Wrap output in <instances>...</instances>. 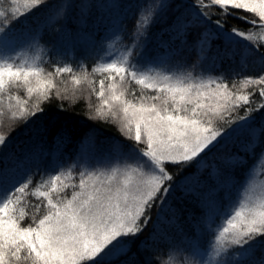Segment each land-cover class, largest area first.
I'll return each mask as SVG.
<instances>
[{
	"label": "snow or ice",
	"instance_id": "6c2138e0",
	"mask_svg": "<svg viewBox=\"0 0 264 264\" xmlns=\"http://www.w3.org/2000/svg\"><path fill=\"white\" fill-rule=\"evenodd\" d=\"M47 3L0 0V128L14 131L17 121L26 124L53 98L72 104L83 98L89 110L94 108L91 119L117 123L135 146L115 163L78 174L72 168L40 173L0 166V264H114L121 258H126L122 264H152L132 256L156 242L154 225L147 239H139L152 224L153 209L174 190L195 196L204 174L189 180L195 174L191 169L199 170L226 136L242 133L246 139L205 170L211 181L242 164L245 156H255L264 143V71L237 72L229 81L170 73L162 70L164 61L144 58L149 29L169 7L163 2L141 4L131 43H109L91 71L83 63H55L47 70L41 31L63 18L66 6L53 5L36 29L13 27ZM228 18L247 27L225 30ZM168 28L170 39L189 45L198 60L207 58L219 40L224 47L216 49L217 59H233L239 45L241 65L255 54L264 65V0H193ZM166 43L161 40L160 46ZM60 108L65 110L63 104ZM9 135L0 131V150ZM7 159L0 157V162ZM260 160L264 150L256 163ZM180 172L186 174L177 180ZM205 227L211 233L207 245L190 246L182 260L161 257V264H264V254L257 255L264 253V188L258 192L249 186L219 224Z\"/></svg>",
	"mask_w": 264,
	"mask_h": 264
},
{
	"label": "trees",
	"instance_id": "16d2710c",
	"mask_svg": "<svg viewBox=\"0 0 264 264\" xmlns=\"http://www.w3.org/2000/svg\"><path fill=\"white\" fill-rule=\"evenodd\" d=\"M109 1L111 0H48L46 5L33 10L25 17H20L13 23V27L24 28L26 26L28 30L36 29L45 24L48 9L53 5L64 4L66 6L64 17L53 25L44 27L41 31V43L46 46L45 68L52 70L55 63H68L73 66L83 63L91 71L97 60L104 55L109 43L115 42L118 45L131 43V34L140 11L139 6L149 2V0H115L109 3ZM162 1L155 0V3ZM165 3L169 5L168 9L160 13L156 23L149 29L147 43L142 50L144 58L155 57L158 62L175 60L176 64L166 68L167 70L162 69L170 73L187 76V73L191 72L193 76L204 78L225 76L229 78V81L237 72L241 75H257L264 71V65L259 63V54L248 56L245 64L241 65L242 49L239 45L235 46L237 54L233 59H217L216 49L224 47L223 42L219 40L213 42L212 51L207 58L198 60L196 52L189 45L181 44L179 39H170L173 34L168 28L176 16L184 12L193 0H166ZM3 7L6 8L7 5ZM187 18L191 19L190 16ZM216 18L217 16H213V20ZM115 26L122 30L120 39L105 38L104 33ZM233 26L241 29L247 27L239 20L228 18L225 30L230 31ZM209 27L218 31L214 24H210ZM161 40L167 42L165 47L160 46ZM189 41H191V36ZM170 50H172L171 56L167 59L164 53H170ZM260 51L264 52V48ZM67 77L65 76L64 79ZM96 79L98 80L99 77ZM19 94L24 95L21 91ZM83 95L86 96L87 92ZM90 102L93 105L97 103L95 96L91 97ZM61 104L65 109L63 112H61ZM42 107L44 112L30 118L26 124L24 121H17L14 131L8 127L0 128V131L4 133L10 132L6 146L0 150V157L7 156L9 159L0 162V166L3 164L10 166L18 162L14 161L17 158L24 166L34 167L33 172L37 169L40 173L53 171L51 162L55 160L60 163L59 167L70 168L88 137L92 138L102 156L106 154L105 149L111 147L118 146V149L127 153L135 146L134 141L126 139L120 132L117 123L91 119L90 117L94 116V108L89 110L83 98L74 104L67 100L59 101L53 98ZM242 112V109L239 110V114ZM221 126L227 127L226 125ZM229 132H231L230 129ZM245 139L242 133H232L231 139L226 136L216 148L208 153L206 162L202 163L205 166L204 169L200 170L199 167V170L191 169L195 174L190 176L189 180H195L202 173L206 174L205 170L212 165L213 161L226 151L238 148ZM262 150H264V143L256 149L255 156H245L242 164L231 168L214 181L209 180L206 174L195 196H184L178 190H174L161 207L153 209L152 224L139 237L140 240L147 239L154 225L157 233L155 244L151 245L147 251L133 255L132 258L140 261L150 260L152 264H161V257L164 260H167L169 256H174L176 259L185 258L189 255L190 246L207 245L211 233L203 223L205 219L207 221L210 219L213 227L219 224L220 216L231 206L227 203L236 200V193L248 180H253L259 187L264 188V160L256 163ZM80 168H75L76 170L73 168L74 174L79 172ZM185 174L186 172H180L176 177L177 180ZM35 179H39V174ZM70 191L69 189V194ZM227 197L229 200H226ZM211 208L214 209L213 212ZM28 222L25 220L24 223ZM135 252L134 246L133 253ZM261 254L264 253L258 250L257 255ZM125 259L121 258L114 264H122Z\"/></svg>",
	"mask_w": 264,
	"mask_h": 264
},
{
	"label": "rangeland",
	"instance_id": "374dc122",
	"mask_svg": "<svg viewBox=\"0 0 264 264\" xmlns=\"http://www.w3.org/2000/svg\"><path fill=\"white\" fill-rule=\"evenodd\" d=\"M111 1L114 2L115 0H111ZM111 1H109V3H111ZM149 2L154 4L155 0H149ZM162 2L165 3L166 0H163ZM120 30H121V28L118 29V26H115L114 28H112L110 30H107L104 33V34H106L105 38H108V39L115 38L116 39V37L120 36V34L122 33V30L121 31ZM171 52H172V50H170V54L169 55L165 56V57H167V59H169L168 56H171ZM201 60H203V59H201ZM164 62H165L163 64V68L164 69H166V68H168V67H170V66H172V65L177 63L175 60H173V61H171V60L170 61H164ZM65 80H69V77H67ZM68 86L71 87L70 83L68 84ZM21 92L23 93V91H21ZM105 152H106V154L104 156H102L101 152H99V148L95 146L93 141L91 140V143H89L88 140H87V141H85L83 143V145H82V147L80 149L78 157L72 161V164H71L70 168H72V170H73V168L75 169V168L81 167L80 168V171H81V170H85V169H95V168H98V167H103L105 165H108V164H111V163H115L118 160V158L120 156V153H124L123 150L118 149V146L105 149ZM14 161H18V162L10 165L9 167L14 166V165H18L21 170H23L26 167V166H24V164L22 162L20 163L19 160H17V158H15ZM56 161L57 160L51 162V168H52L53 171H55L57 169L58 170H62V169H68L69 168V167H64V168L59 167L60 163L56 162ZM198 167L201 170V169H204L205 166H204V164L201 163ZM26 168L30 169L31 171H34V167L27 166ZM78 173L79 172H77L76 174H78ZM204 176H206V174H204ZM249 186L255 187L258 192L262 188V187H259V185L255 181L248 180L247 183L243 186V188H241L236 193V196H235L236 200L239 197H241V196H243L245 194V190L247 188H249ZM227 196H229V195H227ZM226 200H229V198L227 197ZM230 204L232 205L233 202H228L227 203V205H230ZM213 210L214 209L211 208L212 212H213ZM210 216L211 215H209V217ZM209 222H210V219L208 221H207V219H205V222H203V223H204V225H206ZM182 259L183 258L180 257L177 260H182Z\"/></svg>",
	"mask_w": 264,
	"mask_h": 264
}]
</instances>
